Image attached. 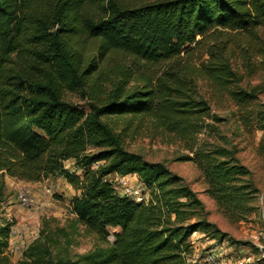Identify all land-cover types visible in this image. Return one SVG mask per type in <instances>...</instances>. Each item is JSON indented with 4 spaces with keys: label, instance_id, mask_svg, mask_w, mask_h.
Returning a JSON list of instances; mask_svg holds the SVG:
<instances>
[{
    "label": "trees",
    "instance_id": "obj_1",
    "mask_svg": "<svg viewBox=\"0 0 264 264\" xmlns=\"http://www.w3.org/2000/svg\"><path fill=\"white\" fill-rule=\"evenodd\" d=\"M259 32L264 0H0V207L6 178H62L78 193L64 225L41 220L20 264H196L190 239L209 224L190 221L204 206L164 163L127 150L140 131L183 144L179 159L195 164L227 219L252 215L248 169L232 150L202 139L218 128L197 84L210 82L250 119L260 86L241 87L231 45L244 36L251 52L243 60L264 62ZM68 93L84 95L88 108L75 107ZM254 120L264 149V113ZM111 174L136 175L150 202L119 195ZM12 226L0 222V264L9 262ZM81 233L94 245L71 259Z\"/></svg>",
    "mask_w": 264,
    "mask_h": 264
},
{
    "label": "rangeland",
    "instance_id": "obj_2",
    "mask_svg": "<svg viewBox=\"0 0 264 264\" xmlns=\"http://www.w3.org/2000/svg\"><path fill=\"white\" fill-rule=\"evenodd\" d=\"M258 36L264 39L261 32ZM225 37L231 38L230 36ZM241 37L242 39L237 46L231 45L233 47L232 62L234 66H238L237 71L244 76L240 85L245 89L260 86V93L252 104L253 111L252 116H249L250 119H247L248 116L237 109L234 102L226 94L218 92L210 82H198L197 91L201 97L207 100L211 115L217 118V120L213 119L209 122L218 128V132L214 135L202 136V139L232 150L239 163L249 171L247 176L249 183L256 189L252 215L245 221L232 222L217 209L214 200L204 193L207 186L204 177L197 170L195 164L179 159L187 154L183 150V144L173 143L165 137L147 135L148 133L144 135L143 131H140L141 134L138 133L126 141V148L129 152L139 154L148 162L164 163L172 175H177L182 179L180 184L189 186L191 190L197 193L204 206V211L199 213L198 218L192 219L190 223L204 220L209 224V227L201 229V231L203 230L207 237H209L208 234H215L217 239L223 238L222 243L210 241V246L217 245L218 247L221 245L219 246L222 247V250H219L220 256L226 264H235L238 259L246 260L247 264H264L263 254L260 251V247L264 245V149L262 147V132L256 128V121L254 120L256 113H264V62L257 56L255 58L252 56L247 61L243 60L244 52L251 51L244 50L246 48L242 42L244 36ZM196 54L195 59L199 56V53ZM202 58L206 57L203 56ZM246 62L254 63L255 69L247 71L244 67ZM65 97L79 109L86 110L88 108L89 99L81 93H68ZM65 164L66 167L73 168L71 161ZM78 175H81L80 171ZM116 177V175H112L106 179L111 181ZM50 181L48 187H44L51 190V195L45 193V188L41 186L37 188L43 190L40 201L35 202L30 208H25L20 204L18 196L23 190L30 192V184L12 178L5 179L7 199L0 207V222L13 223L12 227L16 230V234L10 239V251L13 249L18 251L20 245L29 244L34 240L43 218L56 220L59 225H64L70 219V207L65 205L64 193L61 192L64 189L63 179ZM129 182L132 183V181ZM68 204L70 205V202ZM109 231L113 234L117 230L109 229ZM198 233L202 234V232ZM197 238L199 235L195 234L190 240L196 242ZM113 240V236L110 235L108 241L113 242ZM93 245L94 240L90 235L81 233L80 236H74V244L69 247L68 257L75 259L76 254L86 253ZM208 248L209 246H206L205 250ZM10 251L6 253L9 259L7 264H20L18 253ZM200 254H202L201 250L198 252V255Z\"/></svg>",
    "mask_w": 264,
    "mask_h": 264
},
{
    "label": "built area",
    "instance_id": "obj_3",
    "mask_svg": "<svg viewBox=\"0 0 264 264\" xmlns=\"http://www.w3.org/2000/svg\"><path fill=\"white\" fill-rule=\"evenodd\" d=\"M117 177L114 180H108L110 183H112V186L114 190L121 196H126L135 203H143L148 204L150 202V195L147 189H145L143 186L138 184H134L129 182L127 179V176H120L116 175ZM45 193L51 195V190L49 188H45ZM20 204L25 208H30L34 205L35 200L30 196V192L28 190H23L19 196H18ZM16 234V230L11 229V237H13ZM198 234L199 238L196 239V242L191 240V245L193 249V259L192 261L196 264H226L224 260L221 259L220 251L222 250V247H217L215 245L214 247L210 248L211 242L210 241H204L205 238L204 234H199L198 232L194 233L193 235ZM192 235V236H193ZM191 236V238H192ZM10 237V239H11ZM28 244H23L18 247V251L15 249L10 251V242L8 251L12 253H18L20 256L23 250L26 248ZM214 245V244H213ZM206 246H209V250H205ZM217 247V248H216ZM213 249V250H212ZM216 249V250H215ZM199 250L202 251V254L198 255ZM235 264H247L246 260L238 259L236 260Z\"/></svg>",
    "mask_w": 264,
    "mask_h": 264
},
{
    "label": "crops",
    "instance_id": "obj_4",
    "mask_svg": "<svg viewBox=\"0 0 264 264\" xmlns=\"http://www.w3.org/2000/svg\"><path fill=\"white\" fill-rule=\"evenodd\" d=\"M112 175H116V174H111V175H109L107 178L109 179V177L110 176H112ZM57 179L58 180H60L61 178H52V179H48V180H46V181H44V182H42V183H34V184H30V187H29V190H30V195L32 196V198L35 200V202H39L40 200V197H41V193H43L42 191L43 190H38L37 188H39V187H41V186H45V187H48V185H49V182H51L50 180H52V181H54V180H56L57 181ZM127 179L129 180V181H132V183H134V184H138L139 183V181H138V177L136 176V175H128L127 176ZM64 181V180H63ZM44 187V188H45ZM64 189L63 190H61V192L62 193H64L63 194V197H64V199H65V201H66V206L69 208L70 207V205L68 204L69 202H70V200H71V198L73 197V196H75V195H78V193L76 192V191H74L73 189H72V187L69 185V184H67L65 181H64V187H63ZM41 191V192H40Z\"/></svg>",
    "mask_w": 264,
    "mask_h": 264
},
{
    "label": "water",
    "instance_id": "obj_5",
    "mask_svg": "<svg viewBox=\"0 0 264 264\" xmlns=\"http://www.w3.org/2000/svg\"><path fill=\"white\" fill-rule=\"evenodd\" d=\"M260 251L263 254V258H264V245L260 247Z\"/></svg>",
    "mask_w": 264,
    "mask_h": 264
}]
</instances>
